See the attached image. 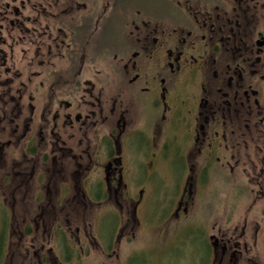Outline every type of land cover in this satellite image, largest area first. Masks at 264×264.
Instances as JSON below:
<instances>
[{"label":"flooded vegetation","instance_id":"obj_1","mask_svg":"<svg viewBox=\"0 0 264 264\" xmlns=\"http://www.w3.org/2000/svg\"><path fill=\"white\" fill-rule=\"evenodd\" d=\"M9 1L0 264H264V0Z\"/></svg>","mask_w":264,"mask_h":264},{"label":"rangeland","instance_id":"obj_2","mask_svg":"<svg viewBox=\"0 0 264 264\" xmlns=\"http://www.w3.org/2000/svg\"><path fill=\"white\" fill-rule=\"evenodd\" d=\"M10 2L9 0H0V8L1 6H3V4L5 3H8ZM106 3V2H105ZM105 3H104V0L103 1H100V7H105ZM141 7H144L146 9H149V10H163L165 8L164 6V0H145L142 4H141ZM243 163H245V161H243ZM70 162H69V165H68V174L69 172L71 171V166H70ZM245 167L248 171L251 172V169H250V166L248 164H245ZM241 168V167H240ZM163 176V179H167V176L165 174V172H162ZM254 173V172H252ZM171 180L175 177V172H171ZM139 176H141V180H143V183L146 182V185H147V188L145 190V194L144 196L147 197V204L149 206H151V208L153 209V212H154V215H156V207L158 206L160 200H163V198L166 197V193L169 194V191H167V189L164 187L163 188V193H162V196H160V191H161V187H157L153 193V196H152V189H151V186L154 184L152 182L153 179L151 178H147L143 173H141ZM159 178V177H157ZM158 180H161V179H158ZM158 184V183H157ZM147 195V196H146ZM206 197V196H205ZM221 197V192H217V196L216 195H212V197L210 198V200H217L218 198ZM204 198V197H202ZM205 199V198H204ZM204 211V208L202 209ZM69 211V215L71 217H85L87 219L89 218H92L93 216H96L99 217V213L101 212L100 210H98V206H96L95 204H89L87 203V206L84 210H77L75 212V210L73 211L72 209H68ZM83 211V213H82ZM124 211V210H123ZM126 213V211H124ZM123 212V216H126V214ZM76 213V214H74ZM83 214V215H82ZM255 217L259 218L261 217V214H254ZM239 217L241 216V212L239 213L238 215ZM116 216L113 214V215H110V214H103V221L106 222V221H111L113 218H115ZM221 217V216H220Z\"/></svg>","mask_w":264,"mask_h":264},{"label":"trees","instance_id":"obj_3","mask_svg":"<svg viewBox=\"0 0 264 264\" xmlns=\"http://www.w3.org/2000/svg\"><path fill=\"white\" fill-rule=\"evenodd\" d=\"M115 1L119 2V0H115ZM122 1H125V0H122ZM144 1L145 0H126V4L124 2H121V3H123L124 5L137 7L138 5H141ZM113 7L117 8V5H115Z\"/></svg>","mask_w":264,"mask_h":264}]
</instances>
